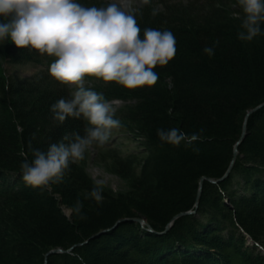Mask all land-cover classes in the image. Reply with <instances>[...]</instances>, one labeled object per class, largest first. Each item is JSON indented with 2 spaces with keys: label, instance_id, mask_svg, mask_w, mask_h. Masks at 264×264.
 Masks as SVG:
<instances>
[{
  "label": "trees",
  "instance_id": "trees-1",
  "mask_svg": "<svg viewBox=\"0 0 264 264\" xmlns=\"http://www.w3.org/2000/svg\"><path fill=\"white\" fill-rule=\"evenodd\" d=\"M179 1L159 0L164 13L147 9L135 15L141 37L145 28H153L170 30L176 39L173 60L154 69L159 75L154 86L126 89L97 78L103 83L99 86L135 101L119 116L138 125L146 139L136 180L139 194L129 201L102 193L101 204L84 203L81 195L90 194L94 184L74 162L59 183L43 189L25 184L21 163L34 158V149L69 143L89 125L82 118L63 123L53 118L50 106L69 93L41 71L39 62L47 54L0 41V61L9 67L31 64L46 78L8 81L0 74V264H45V255L56 250L65 253L50 256L48 264H264L256 250L264 248V109L248 119L229 178L205 183L195 209L198 181L225 177L245 115L264 104V34L241 41L240 26L219 14L197 20L177 11ZM193 1L213 5L222 0ZM80 3L107 6L94 0ZM214 42L209 57L203 49ZM174 127L189 135L202 129L201 140L178 147L162 143L157 130ZM133 164L120 163L125 171ZM225 198L233 208L224 204ZM77 201L82 203L79 214ZM63 206L71 209V218ZM188 212L196 214L179 218L164 232L174 217ZM125 219L143 220L153 233L127 223L92 240ZM246 238L256 248L244 249Z\"/></svg>",
  "mask_w": 264,
  "mask_h": 264
},
{
  "label": "clouds",
  "instance_id": "clouds-1",
  "mask_svg": "<svg viewBox=\"0 0 264 264\" xmlns=\"http://www.w3.org/2000/svg\"><path fill=\"white\" fill-rule=\"evenodd\" d=\"M237 3L244 14L238 39L251 42L264 34V0ZM9 40L18 48L54 57L50 75L61 84L75 85L68 98L50 106L53 118L60 123L69 117L82 118L89 125L83 136L77 134L69 143H52L47 151L34 149V158L22 161L25 184L42 189L61 182L70 162L83 159L93 143L103 146L111 131L121 127L111 102L102 93L84 87V78L115 82L126 89L152 87L159 79L154 69L167 65L176 55V39L170 30L145 28L141 37L135 14L117 2L89 7L79 0H0V41ZM215 43L203 49L209 57L214 55ZM202 132L189 135L174 127L158 129L157 135L162 143L178 147L195 144ZM90 196L97 204L103 202L98 187L92 188ZM81 209L82 203L77 201L74 211L79 214Z\"/></svg>",
  "mask_w": 264,
  "mask_h": 264
},
{
  "label": "rangeland",
  "instance_id": "rangeland-1",
  "mask_svg": "<svg viewBox=\"0 0 264 264\" xmlns=\"http://www.w3.org/2000/svg\"><path fill=\"white\" fill-rule=\"evenodd\" d=\"M80 1L82 0H79V2ZM94 1L106 5L112 2H117L121 5V7L124 8V10L130 13H134L135 15H141V13H144L145 10L147 12V9H155L156 12L159 13L165 12L164 6L158 4L159 0H150L149 4H143L142 0ZM194 2L195 1L193 0L179 1V3H177V6H179L177 8V11H181V13H190L195 19H201V21L202 19L214 20L216 19L217 14H219L220 16H223L221 18H227L228 20L232 21V23H234L236 26L241 27V22L244 14L237 3V0H222L219 3L213 5ZM39 72V69L34 68V66H32L31 64L9 67L8 63L3 62L2 60L0 61V74H5L4 77L9 79L8 81H39L41 78H45ZM47 81L49 83L53 82L48 79ZM91 87L92 86L90 85L87 88L91 89ZM104 92L107 93L109 97L111 95H118L119 97L123 96V94H114L112 91H109L106 88H104ZM108 96L104 97L107 98ZM123 98L124 99H120L122 102L118 101L115 104L111 103L115 109L114 118L120 120L121 127L113 129L111 131L109 140L103 146H98L95 143L90 145L84 153V158L74 163L76 164L77 168L83 171L85 175L91 180V182L94 184V187H98L102 190V193L106 194L110 198L118 200L127 199L129 201L130 199L137 198L139 194V189H137L136 180L141 174L140 171H142L144 159L146 158V139L142 136V132H140L138 125L133 124L128 119H125L123 117L121 118V116H119V113L116 112L117 110H121V108L126 105L128 106V108L133 107L135 105V101L130 100L132 98H129V94H124ZM242 131L243 127L240 131L241 135L243 134ZM241 135L239 139L241 138ZM128 160L134 161V164L132 165L130 170L125 171L121 168L122 166L120 165V163L126 164ZM81 197L84 203L87 202L92 204L96 202L90 196L89 193L85 192L81 195ZM223 202L229 208H233L227 198H225ZM0 207H3V205L0 204ZM15 208H18L17 205H15ZM62 212L65 214V216H67V218H71L72 212L68 206H63ZM127 223L122 222L121 225ZM242 241L244 249H252L256 246L254 242H251L248 238ZM256 250L264 256V248L259 246V248H256Z\"/></svg>",
  "mask_w": 264,
  "mask_h": 264
},
{
  "label": "water",
  "instance_id": "water-1",
  "mask_svg": "<svg viewBox=\"0 0 264 264\" xmlns=\"http://www.w3.org/2000/svg\"><path fill=\"white\" fill-rule=\"evenodd\" d=\"M264 108V104L262 105V106H259L258 108H256V109H253V110H251L250 112H248L247 113V115H246V117L244 118V120H245V125H244V128H243V135H242V139H241V141L245 138V136H246V132H245V130H246V128H247V122L249 121L248 119L252 116V115H254L255 113H257L258 111H260L261 109H263ZM239 143H241V142H239ZM239 143H237V148H238V145H239ZM235 149V151H234V155L232 156L233 157V161H232V164H231V166H230V168H228L229 170H228V172H227V174H226V176L222 179V180H224V179H226L230 174V172L232 171V167H233V165H234V163H235V160H236V158H237V156L236 155H238V149ZM222 180L221 181H218V183H220V182H222ZM205 181H209V179L207 178V177H202L198 182H199V184H198V189H199V191H198V193H197V204H196V206H195V209L197 210L198 209V204H199V199H200V196H201V189H202V186H203V184L205 183ZM186 216H188V213L187 214H179V215H177L176 217H174V219H172V223H174L176 220H178L179 218H183V217H186ZM122 222H136V223H139V224H143L144 222L143 221H139V220H125V221H118V223L114 226V228H112L111 230H108V231H105V232H102V234L100 233V234H98V236H96L95 238H92V240L93 239H96V238H98V237H100V236H102L103 234H106V233H109V232H111V231H114L116 228H118L119 227V225H121V223ZM170 227V226H169ZM167 228L166 229V233H167V231H169L170 230V228ZM149 228V230H151L152 231V229L150 228V227H148ZM88 243V242H87ZM74 248H72L70 251H72ZM59 253H62V251L61 250H58V251H53V252H49V253H47L46 255H45V264H47V260H48V258L51 256V255H53V254H59Z\"/></svg>",
  "mask_w": 264,
  "mask_h": 264
},
{
  "label": "bare ground",
  "instance_id": "bare-ground-1",
  "mask_svg": "<svg viewBox=\"0 0 264 264\" xmlns=\"http://www.w3.org/2000/svg\"><path fill=\"white\" fill-rule=\"evenodd\" d=\"M264 109V108H263ZM262 110V109H261ZM259 112V111H258ZM245 125V124H244ZM247 125H248V122H247ZM244 128V127H243ZM247 131V128H246V130H245V132ZM243 135V134H242ZM246 136H247V132H246ZM246 136H245V138H246ZM245 138L241 141V139H242V136H241V138H240V140H239V142H241V143H243V141L245 140ZM238 142V143H239ZM241 143H239V145H238V148H237V143H236V147H235V149L237 148L238 150H239V147H240V145H241ZM237 156V155H236ZM238 157V156H237ZM237 159V158H236ZM235 162H236V160H235ZM235 164V163H234ZM233 167H234V165H233ZM232 172V171H231ZM231 172L229 173V174H231ZM226 176V175H225ZM230 176V175H229ZM229 176L226 178V179H228L229 178ZM226 179H224V180H226ZM224 180H222V182L224 181ZM205 183H210V184H213V185H217V184H219L218 183V181H214V180H211V179H209V181H205ZM204 183V184H205ZM221 183V182H220ZM204 184H203V186H202V189H201V193H202V190H203V187H204ZM200 193V194H201ZM202 195V194H201ZM200 198H201V196H200ZM199 201H200V199H199ZM196 204H197V202H196ZM199 205V204H198ZM197 205V206H198ZM183 214H185V213H183ZM187 214V213H186ZM196 214V212H188V216H191V215H195ZM186 218V217H185ZM133 220H137V219H133ZM139 221H143V220H139ZM144 223L143 224H140L143 228L144 227H149L148 225H147V223L145 222V221H143ZM129 223H136V222H129ZM137 224H139V223H137ZM173 225H174V223H170L168 226H167V228L169 227L170 228V230H171V228L173 227ZM151 228V227H150ZM166 228V229H167ZM117 229V228H116ZM152 229V228H151ZM148 231H149V233H153L151 230H149V228L147 229ZM169 230V231H170ZM165 232V231H164ZM168 232V231H167ZM166 233V232H165ZM75 249V248H74ZM73 249V250H74ZM72 250V251H73ZM56 251H58V250H56ZM62 251V250H61ZM72 251H68L67 253H70V252H72ZM53 252V251H52ZM63 253H65L64 251H62V253H59V254H63ZM53 255H57V254H53ZM52 256V255H51ZM49 259V258H48ZM47 264H48V262H47Z\"/></svg>",
  "mask_w": 264,
  "mask_h": 264
}]
</instances>
